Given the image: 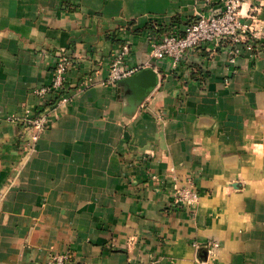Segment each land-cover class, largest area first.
I'll return each instance as SVG.
<instances>
[{"label":"crops","instance_id":"1","mask_svg":"<svg viewBox=\"0 0 264 264\" xmlns=\"http://www.w3.org/2000/svg\"><path fill=\"white\" fill-rule=\"evenodd\" d=\"M221 6L0 0V264H264V50L230 62L207 44L176 68L150 55L153 34ZM240 17L264 41V0ZM124 44L125 67L158 77L132 109L128 85L99 83ZM61 54L70 101L24 156L11 118L41 104ZM187 186L197 206L174 207Z\"/></svg>","mask_w":264,"mask_h":264},{"label":"built area","instance_id":"2","mask_svg":"<svg viewBox=\"0 0 264 264\" xmlns=\"http://www.w3.org/2000/svg\"><path fill=\"white\" fill-rule=\"evenodd\" d=\"M204 3L220 1L221 8L216 11L200 14L183 28L178 23H170L158 35L150 37V55L156 59H168L173 68L187 60L195 49L212 44L215 48L226 47L228 60L234 62L241 50H264L262 37V21H247L240 17L241 6L247 0H198ZM256 10V9H255ZM255 50V51H256ZM129 52V45L124 44L120 51L109 58L108 76L99 81L102 85H115L119 80L127 78L136 71L124 66V58ZM70 61L65 54L59 55V61L53 69L49 85L33 90V95L40 99L41 104L35 111H27L23 118L13 117L22 128V152L30 156L35 150L41 135L49 129L56 110L70 101L68 95L67 70ZM94 81L87 76L81 86L87 87ZM21 139V140H22ZM199 202V195L192 187H181L175 190L174 207L194 208ZM217 247L215 243L209 246L212 254ZM69 254L52 253L49 264H66Z\"/></svg>","mask_w":264,"mask_h":264},{"label":"water","instance_id":"3","mask_svg":"<svg viewBox=\"0 0 264 264\" xmlns=\"http://www.w3.org/2000/svg\"><path fill=\"white\" fill-rule=\"evenodd\" d=\"M157 72L151 68H142L131 76L119 80L116 84H126L131 90L129 97L130 108H136L148 93L157 85Z\"/></svg>","mask_w":264,"mask_h":264},{"label":"trees","instance_id":"4","mask_svg":"<svg viewBox=\"0 0 264 264\" xmlns=\"http://www.w3.org/2000/svg\"><path fill=\"white\" fill-rule=\"evenodd\" d=\"M167 29V28H164V30Z\"/></svg>","mask_w":264,"mask_h":264}]
</instances>
